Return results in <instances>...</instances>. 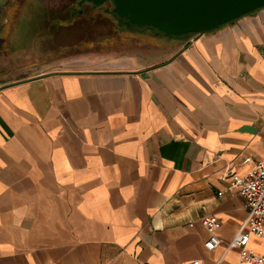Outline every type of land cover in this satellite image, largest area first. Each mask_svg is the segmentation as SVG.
Here are the masks:
<instances>
[{
	"label": "crops",
	"instance_id": "crops-1",
	"mask_svg": "<svg viewBox=\"0 0 264 264\" xmlns=\"http://www.w3.org/2000/svg\"><path fill=\"white\" fill-rule=\"evenodd\" d=\"M155 36L105 56L0 59V264H237L227 245L247 209L225 172L264 158V5ZM248 247L264 255V238Z\"/></svg>",
	"mask_w": 264,
	"mask_h": 264
},
{
	"label": "rangeland",
	"instance_id": "rangeland-1",
	"mask_svg": "<svg viewBox=\"0 0 264 264\" xmlns=\"http://www.w3.org/2000/svg\"><path fill=\"white\" fill-rule=\"evenodd\" d=\"M19 1L1 3L0 45L4 50L0 59L8 56L17 62L27 59L39 62L62 57L105 56L104 46L111 43L110 38L119 39L126 34L152 39L145 34L146 29L122 28L116 17L112 19L105 9L110 11L112 2L96 8L83 4L81 12L74 9L73 16L67 18L62 9L67 4L75 7L76 0ZM7 68V64H0L1 70Z\"/></svg>",
	"mask_w": 264,
	"mask_h": 264
},
{
	"label": "water",
	"instance_id": "water-1",
	"mask_svg": "<svg viewBox=\"0 0 264 264\" xmlns=\"http://www.w3.org/2000/svg\"><path fill=\"white\" fill-rule=\"evenodd\" d=\"M101 4L105 0H88ZM126 25L150 26L166 35L210 30L264 5V0H111Z\"/></svg>",
	"mask_w": 264,
	"mask_h": 264
},
{
	"label": "built area",
	"instance_id": "built-area-1",
	"mask_svg": "<svg viewBox=\"0 0 264 264\" xmlns=\"http://www.w3.org/2000/svg\"><path fill=\"white\" fill-rule=\"evenodd\" d=\"M248 161L249 157L243 159V162ZM225 178L227 179V189L235 188L244 198L247 209L245 219L239 223L227 248L238 249L237 264H263L264 255L250 249L248 243L251 236L264 238V158L255 160L250 170L243 175L227 166ZM217 194L221 195L222 191H218ZM200 222L208 232L204 247L207 250H212L220 242V238L215 233L220 226V220L215 214L207 213L200 218ZM189 225H192V221H189ZM193 264L200 263L194 261Z\"/></svg>",
	"mask_w": 264,
	"mask_h": 264
},
{
	"label": "flooded vegetation",
	"instance_id": "flooded-vegetation-1",
	"mask_svg": "<svg viewBox=\"0 0 264 264\" xmlns=\"http://www.w3.org/2000/svg\"><path fill=\"white\" fill-rule=\"evenodd\" d=\"M111 0H105L104 2H102L101 4H94L93 2L91 1H88V0H76L75 1V7H69V5L67 6H64L62 11L64 13H67V18H71L73 16V13H74V9L78 12H81L82 8L81 6L84 4V5H88L90 8H96V7H100L101 5H104L106 4L107 2H110ZM106 9V13L110 14L112 19H114L116 17L117 19V22H119V24H123L122 28H126L130 25H126L125 24V18H121V17H118L113 11H112V8L110 9V11L108 10V8H105ZM140 31H142L143 29H140V28H137V27H134ZM146 31H150L152 33L149 34V37H152V39H149V38H137V37H134V36H128L126 34L122 35V38H119V39H112L110 38V41L111 43L108 42L106 43V45L104 46V50H105V55L107 54H114V53H118V52H121L122 51V48L124 46H126L128 43H142L144 40H150V41H153V42H156L157 38L155 36V33H158V31L156 30H153V29H146ZM112 37V35H111ZM101 42V41H100ZM121 45V46H120ZM100 48V47H99Z\"/></svg>",
	"mask_w": 264,
	"mask_h": 264
},
{
	"label": "trees",
	"instance_id": "trees-1",
	"mask_svg": "<svg viewBox=\"0 0 264 264\" xmlns=\"http://www.w3.org/2000/svg\"><path fill=\"white\" fill-rule=\"evenodd\" d=\"M22 0L19 1V3L21 2ZM111 2V1H110ZM123 26V24H121ZM223 25V24H221ZM220 25V26H221ZM129 27H137V28H140V29H153V30H156L158 31L160 34L162 35H165L166 37H169V38H181L183 36H186V35H189V34H192V33H186V34H181V35H166L164 34L163 32L159 31L157 28H154V27H150V26H136V25H130Z\"/></svg>",
	"mask_w": 264,
	"mask_h": 264
}]
</instances>
